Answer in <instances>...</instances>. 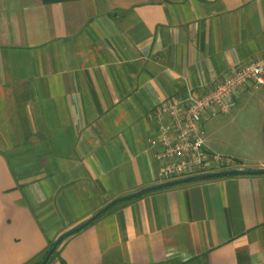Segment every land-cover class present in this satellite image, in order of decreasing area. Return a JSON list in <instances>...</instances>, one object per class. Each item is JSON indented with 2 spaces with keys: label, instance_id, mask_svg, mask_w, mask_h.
Returning a JSON list of instances; mask_svg holds the SVG:
<instances>
[{
  "label": "crops",
  "instance_id": "1",
  "mask_svg": "<svg viewBox=\"0 0 264 264\" xmlns=\"http://www.w3.org/2000/svg\"><path fill=\"white\" fill-rule=\"evenodd\" d=\"M260 57L264 0H0V264L40 261L113 198L165 181L161 105ZM262 109L245 147L223 144L221 113L205 118L204 150L234 162L194 174L264 167ZM46 264H264V173L117 202Z\"/></svg>",
  "mask_w": 264,
  "mask_h": 264
},
{
  "label": "built area",
  "instance_id": "2",
  "mask_svg": "<svg viewBox=\"0 0 264 264\" xmlns=\"http://www.w3.org/2000/svg\"><path fill=\"white\" fill-rule=\"evenodd\" d=\"M263 83L264 57H260L216 80L206 90L161 105L160 114L166 115L169 123L160 126L158 136L151 141L156 148L159 177L170 180L207 166H230L232 157L204 150L202 122L233 108L242 89L257 88Z\"/></svg>",
  "mask_w": 264,
  "mask_h": 264
},
{
  "label": "rangeland",
  "instance_id": "3",
  "mask_svg": "<svg viewBox=\"0 0 264 264\" xmlns=\"http://www.w3.org/2000/svg\"><path fill=\"white\" fill-rule=\"evenodd\" d=\"M263 106L264 96L263 92H260L256 97L243 102L236 109L238 111L217 115L216 118L224 119L223 124L219 126V137L224 140L223 144L227 148H233L236 145L245 147L254 141L255 129L260 126Z\"/></svg>",
  "mask_w": 264,
  "mask_h": 264
},
{
  "label": "water",
  "instance_id": "4",
  "mask_svg": "<svg viewBox=\"0 0 264 264\" xmlns=\"http://www.w3.org/2000/svg\"><path fill=\"white\" fill-rule=\"evenodd\" d=\"M264 173V167H258V168H250V169H244L240 167H231L227 169H222V170H215V171H208V172H202V173H196V174H191L183 177H178L170 180H165L162 182H158L146 187H143L139 190L118 196L110 200L108 203L103 205L101 208H99L94 214L89 216L87 219L83 220L82 222L76 224L75 226L65 230L62 232L51 244V246L47 249L43 257L39 262L36 264H45L52 252L54 251L55 247L58 245V243L63 240L65 237L79 231L80 229L84 228L88 224H90L97 216L102 214L107 208L110 206L116 204L117 202L126 200V199H131L133 197L139 196L143 193H146L148 191L158 189L161 187L165 186H171L183 182H188V181H193V180H199V179H206V178H212V177H219V176H226V175H235V174H261Z\"/></svg>",
  "mask_w": 264,
  "mask_h": 264
},
{
  "label": "trees",
  "instance_id": "5",
  "mask_svg": "<svg viewBox=\"0 0 264 264\" xmlns=\"http://www.w3.org/2000/svg\"><path fill=\"white\" fill-rule=\"evenodd\" d=\"M62 241H63V240H61V241L58 243V245L55 247L53 253L56 252L58 246L61 244ZM51 244H52V243L49 244V246L47 247V249L51 246ZM47 249L45 250V252L47 251ZM38 261H39V260H38ZM38 261H36V262H34V263H32V264H36ZM47 262H48V261H47ZM47 262H46V263H47ZM46 263H45V264H46Z\"/></svg>",
  "mask_w": 264,
  "mask_h": 264
}]
</instances>
